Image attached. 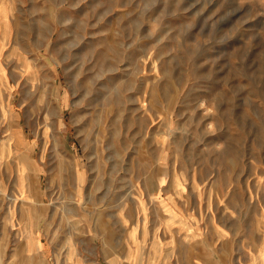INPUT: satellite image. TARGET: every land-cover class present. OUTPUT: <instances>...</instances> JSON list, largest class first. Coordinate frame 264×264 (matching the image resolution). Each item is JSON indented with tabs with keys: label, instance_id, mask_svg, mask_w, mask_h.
Returning a JSON list of instances; mask_svg holds the SVG:
<instances>
[{
	"label": "rangeland",
	"instance_id": "374dc122",
	"mask_svg": "<svg viewBox=\"0 0 264 264\" xmlns=\"http://www.w3.org/2000/svg\"><path fill=\"white\" fill-rule=\"evenodd\" d=\"M0 264H264V0H0Z\"/></svg>",
	"mask_w": 264,
	"mask_h": 264
}]
</instances>
